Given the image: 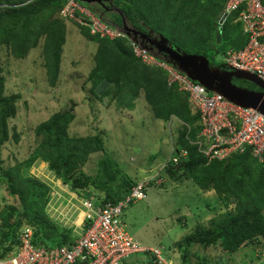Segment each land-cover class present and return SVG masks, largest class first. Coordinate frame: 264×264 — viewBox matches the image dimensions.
I'll list each match as a JSON object with an SVG mask.
<instances>
[{
    "label": "trees",
    "instance_id": "1",
    "mask_svg": "<svg viewBox=\"0 0 264 264\" xmlns=\"http://www.w3.org/2000/svg\"><path fill=\"white\" fill-rule=\"evenodd\" d=\"M226 1L113 0V3L136 28L152 29L164 35L175 47L208 57L206 51L217 44L216 28ZM64 3L65 0H0V50L23 58L41 43L51 85L56 83L60 73L66 34L64 20L75 21L59 15ZM90 8L95 11V7ZM113 15L117 18L113 21L121 23L120 15ZM236 17L237 11H234L221 24V41L230 42V47L234 48L241 47L246 40ZM74 23L88 40L97 44L96 63L87 76L95 97L109 96L116 100L117 106L132 108L133 100L142 94L155 117L168 121L170 116H175L182 124L173 142L172 152L177 159L167 160L158 175L175 182L191 180L203 191L213 189L226 206L233 203L232 208L211 217L206 224H198L174 243L183 264H188L189 252L194 245L203 248L220 246L227 253L248 245L263 250L264 162L258 161L250 147L227 158L207 161L194 143L200 130L199 115L189 104L186 93L167 85L166 71L145 64L135 56L127 36L103 38L91 34L79 22ZM233 25L237 27L234 29ZM208 59L210 65H214ZM102 80L108 81L109 85L99 94L94 89ZM233 82L236 83L235 79ZM245 82L246 88L258 89L255 84ZM4 84L0 67V148L9 139V120L16 115L20 97L17 93L6 94ZM74 106L53 112L35 127L34 145L24 160L8 167L0 160V186L4 185L8 195L16 200L0 208L1 255L19 243L18 232L22 225L33 228L35 245L56 246L74 239L70 229L61 226L47 213L50 187L29 173L36 161L46 162L48 169L72 190L85 191L83 195L91 196L89 190L96 189L101 202L118 201L140 181L106 157L99 131L85 136L69 133V125L75 118ZM13 136L17 139L18 134L14 132ZM182 150L186 151L184 156ZM98 152L102 154L97 157L94 172H83L91 154ZM152 183L154 180L150 179L149 184ZM85 228L84 225L82 231ZM142 253L148 255L151 262H158L149 251ZM201 263L211 264L206 259Z\"/></svg>",
    "mask_w": 264,
    "mask_h": 264
},
{
    "label": "rangeland",
    "instance_id": "2",
    "mask_svg": "<svg viewBox=\"0 0 264 264\" xmlns=\"http://www.w3.org/2000/svg\"><path fill=\"white\" fill-rule=\"evenodd\" d=\"M64 21L65 41L60 73L54 85L48 79L41 43L23 58H15L8 51L0 50L5 93L20 96L16 115L9 120V139L0 148L1 164L8 167L24 160L34 145L35 127L53 112L75 104V118L69 125L71 135L85 136L99 131L106 157L111 158L118 168L132 178L154 180L146 186L145 198L134 200L125 208L122 219L126 230L141 246L159 251L156 264H183L174 243L198 224H206L211 217L232 208L233 203L226 206L213 189L203 191L191 180L175 182L158 175L162 165L171 154L174 155L173 142L182 124L175 116H170L168 121L155 117L142 94L133 100L132 108L117 106L116 100L109 96L95 97L87 76L96 63L97 44L80 32L75 21ZM236 27L233 25L234 29ZM229 43L222 40L206 51L215 66L224 63ZM233 79L241 87L247 85L246 80ZM94 90L96 92V87ZM14 132L18 134L17 139L13 136ZM100 154L102 152L91 154L82 171L93 173ZM29 173L37 174L31 170ZM3 186H0V208L16 202ZM88 193H91V196L86 195L91 205L97 206L100 198L98 191L91 188ZM51 210L54 211L53 208ZM148 259V255L137 253L129 256L124 264H128L129 260L131 264H155ZM205 259L211 264H264V249L248 245L227 253L220 246L191 247L188 264H202Z\"/></svg>",
    "mask_w": 264,
    "mask_h": 264
},
{
    "label": "built area",
    "instance_id": "3",
    "mask_svg": "<svg viewBox=\"0 0 264 264\" xmlns=\"http://www.w3.org/2000/svg\"><path fill=\"white\" fill-rule=\"evenodd\" d=\"M237 11L246 34L245 43L229 47L223 65L229 69L248 71L264 81V1L228 0L223 10ZM60 16L86 26L93 35L114 39L125 36L118 27L102 19L77 0H65ZM135 56L143 63L166 71L167 85L187 94L188 102L199 113L200 130L194 143L207 161L223 159L250 147L259 162H264V114L252 107L240 106L223 95L209 91L164 59L158 58L130 40ZM184 156L185 150L181 151ZM174 155L172 160L176 161ZM148 180L138 181L123 198L106 201L88 209L84 219L88 224L71 242L56 246L35 245L33 229L24 226L19 243L0 256V264H124L136 253L149 251L159 257V251L141 246L125 228L122 219L125 208L134 200L145 198Z\"/></svg>",
    "mask_w": 264,
    "mask_h": 264
},
{
    "label": "water",
    "instance_id": "4",
    "mask_svg": "<svg viewBox=\"0 0 264 264\" xmlns=\"http://www.w3.org/2000/svg\"><path fill=\"white\" fill-rule=\"evenodd\" d=\"M86 5H101L107 2V10L117 13L121 17V23L110 19L111 23L119 28L130 40L146 49L158 58L164 59L177 70L185 73L189 78L201 83L209 91L223 95L226 99L243 107H252L264 114V81L256 75L239 69H229L223 65H210L207 56L203 54L188 53L175 47L173 43L160 33L152 29L142 31L129 23L128 17L121 9L114 5L113 0H79ZM110 5V6H109ZM96 10V9H95ZM99 16L104 17L102 12ZM223 13L219 19V26L216 28V43L221 41V24L226 19ZM243 79L255 84L258 89H249L233 83L232 79ZM109 85L108 81L102 80L96 86V92L101 93Z\"/></svg>",
    "mask_w": 264,
    "mask_h": 264
},
{
    "label": "crops",
    "instance_id": "5",
    "mask_svg": "<svg viewBox=\"0 0 264 264\" xmlns=\"http://www.w3.org/2000/svg\"><path fill=\"white\" fill-rule=\"evenodd\" d=\"M226 3L224 5V8L226 6ZM236 20H238L237 17L235 21ZM241 29H242V34L245 36L246 39V34L243 31L242 23H241ZM30 170L33 173L36 171L37 174L35 175L32 174V175L45 181L50 187V192H49L50 198L47 207L48 205L50 204L51 205L49 209L46 208L47 213L52 219L57 221L61 226L70 229L75 238L79 233L82 232L83 227L85 225L84 216L88 209L86 200H89L87 196L86 199V197L83 195V192L85 191L72 190L67 184H64L59 178H57L54 172L48 169L46 162H43L42 160L36 161L34 165H32V167L30 168ZM52 208L54 211L51 210ZM63 218L67 220L64 222ZM142 258L147 260V258L144 257ZM129 262L131 264L130 260L127 263L129 264Z\"/></svg>",
    "mask_w": 264,
    "mask_h": 264
},
{
    "label": "flooded vegetation",
    "instance_id": "6",
    "mask_svg": "<svg viewBox=\"0 0 264 264\" xmlns=\"http://www.w3.org/2000/svg\"><path fill=\"white\" fill-rule=\"evenodd\" d=\"M93 6L95 7V9H96L97 12H102V14L104 15V18L111 17V20L117 21L116 15H113L114 14L113 12H110L109 10H107L105 8V7L108 6V3L107 2L104 4V7L101 6V5H97V4H95Z\"/></svg>",
    "mask_w": 264,
    "mask_h": 264
},
{
    "label": "clouds",
    "instance_id": "7",
    "mask_svg": "<svg viewBox=\"0 0 264 264\" xmlns=\"http://www.w3.org/2000/svg\"><path fill=\"white\" fill-rule=\"evenodd\" d=\"M80 4H82V5H84V6H87V7H91V5H86V4H84V3H82V2H80L79 0H77ZM94 7V6H93ZM91 9V8H90ZM92 10V9H91ZM93 11V10H92ZM95 13H97L98 15H99V13L95 10L94 11ZM58 13H60V11L58 12ZM60 15V14H59ZM101 17V16H100ZM102 19H104V20H107V21H109V22H111L110 21V19L109 18H104V17H101ZM112 24V23H111ZM174 155H171V157L170 158H172ZM44 162V161H43ZM32 167V166H31ZM30 167V168H31ZM30 170V169H29ZM58 178V177H57ZM60 179V178H59ZM61 180V179H60ZM146 180V178L145 179H142V180H140V181H145ZM150 180V179H149ZM149 180H148V184H149ZM62 181V180H61ZM64 183V182H63ZM65 184V183H64ZM87 199V198H86ZM99 200V199H98ZM99 203H104V202H101L100 200H99ZM130 205V204H129ZM86 222H87V220H85L84 219V223H85V226L87 225L86 224ZM24 226H29V225H22V227L20 228V230H19V232H18V237H19V233H21V230H22V228L24 227ZM29 227H31V226H29ZM32 228V227H31ZM33 229V228H32ZM18 244V243H17ZM16 244V245H17ZM8 251V250H7ZM139 253H142V252H139ZM137 254V253H136ZM0 256H2V255H0Z\"/></svg>",
    "mask_w": 264,
    "mask_h": 264
}]
</instances>
